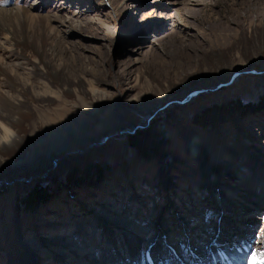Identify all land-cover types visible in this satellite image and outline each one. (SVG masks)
<instances>
[{"label": "rangeland", "instance_id": "374dc122", "mask_svg": "<svg viewBox=\"0 0 264 264\" xmlns=\"http://www.w3.org/2000/svg\"><path fill=\"white\" fill-rule=\"evenodd\" d=\"M17 8L0 264L263 262L264 0H0Z\"/></svg>", "mask_w": 264, "mask_h": 264}, {"label": "bare ground", "instance_id": "6f19581e", "mask_svg": "<svg viewBox=\"0 0 264 264\" xmlns=\"http://www.w3.org/2000/svg\"><path fill=\"white\" fill-rule=\"evenodd\" d=\"M15 10L16 11H14V12L11 11V10H7L5 12V10L3 11V9H0V29L2 30V33H0V41L3 40V39L4 40H11V32L12 31L10 32V28L13 26L12 25L13 18H20L22 16V14H27L29 12V10H27V9H21V8H17ZM15 30H14V32H15ZM19 112L17 111V115H16L15 118L12 117L13 116V113L12 114L11 113L10 114H6L5 115V119L8 120L9 122H12V123L13 122H17V121H19V119H21V116H20ZM23 113H26V112L24 111ZM61 116H62V118L59 119V121L57 123L54 122V126H57V124H60V123L61 124H70V123L73 124V123H75V121L72 122V119H70V118L67 117L66 111H65V115L63 114ZM56 119H58V118H56ZM17 125L18 124L15 123L14 126H13L10 123V126H7L3 122H0V129L2 131V134L0 136V140H1L2 143L12 142L13 134L16 131L14 132V131L10 130V128H14ZM16 135H17V133H16ZM52 136H53V133L50 134V135L48 134V137L49 138H51ZM196 150L199 151V148L196 147ZM232 195H233V193L229 191L227 193V198L231 199L232 198ZM233 203L236 204L237 201H235V199H234L233 200ZM238 251L239 252H237V250H234L233 249V251L230 252V254H229V251L226 254V252H222V251H218L217 250V251H215L212 254V257H215V258L213 260H211V262H212L211 264H214V262H215V264H251V260L249 262L246 260L247 258H246L245 254H244L243 248L242 247H239L238 248ZM193 252L195 253V251H193ZM197 252H201V251H197ZM191 258H192V261L190 259L189 260V264H197V262H199V261L202 262V260L200 258H196V257H191ZM190 261H191V263H190ZM206 261H207V259H206ZM203 263H205V262H203ZM257 264H264V261L263 262H259L258 261V258H257Z\"/></svg>", "mask_w": 264, "mask_h": 264}, {"label": "snow or ice", "instance_id": "6c2138e0", "mask_svg": "<svg viewBox=\"0 0 264 264\" xmlns=\"http://www.w3.org/2000/svg\"><path fill=\"white\" fill-rule=\"evenodd\" d=\"M257 253L255 251H253L252 253V257H251V264H257ZM264 259V258H262Z\"/></svg>", "mask_w": 264, "mask_h": 264}]
</instances>
